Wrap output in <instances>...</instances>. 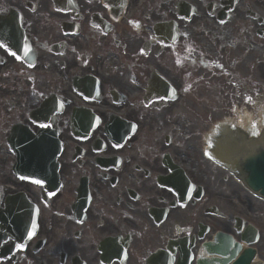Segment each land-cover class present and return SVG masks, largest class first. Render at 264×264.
Returning a JSON list of instances; mask_svg holds the SVG:
<instances>
[{"label":"flooded vegetation","instance_id":"obj_1","mask_svg":"<svg viewBox=\"0 0 264 264\" xmlns=\"http://www.w3.org/2000/svg\"><path fill=\"white\" fill-rule=\"evenodd\" d=\"M0 44V264H197L259 225L207 141L264 122V0H0Z\"/></svg>","mask_w":264,"mask_h":264},{"label":"water","instance_id":"obj_2","mask_svg":"<svg viewBox=\"0 0 264 264\" xmlns=\"http://www.w3.org/2000/svg\"><path fill=\"white\" fill-rule=\"evenodd\" d=\"M239 167L236 169L239 175H243L242 178L245 182V185L255 194L264 198V148L261 149H250L246 151L241 158ZM246 244H252L257 239V232L254 228L249 227L241 237ZM231 240H224L223 238H217V244L209 246L208 251L212 254H217L222 256V258H215L213 261H216L217 264H226L235 256L240 250L238 243L235 244L234 248L231 247ZM254 254L253 249L245 250L242 255L235 258L231 264H247L249 259ZM190 260V255L187 254L184 264H187ZM202 264H215L213 262H204Z\"/></svg>","mask_w":264,"mask_h":264},{"label":"rangeland","instance_id":"obj_3","mask_svg":"<svg viewBox=\"0 0 264 264\" xmlns=\"http://www.w3.org/2000/svg\"><path fill=\"white\" fill-rule=\"evenodd\" d=\"M209 99V98H208ZM193 100H195L197 103V105L204 107L206 110H208L209 112L212 111L211 108H208L207 106H205L204 104L207 102V99L203 98L200 94L196 95ZM200 109H202L200 107ZM186 110V109H185ZM187 111V110H186ZM182 124V122H181ZM189 125V124H188ZM192 131H197L198 127L195 126L194 124L189 125ZM197 127V128H196ZM203 166V165H202ZM205 168H207L210 171V168L208 166H205ZM204 169V167H203ZM202 169V171L204 172V170ZM208 172V171H206ZM211 172V171H210ZM217 175H221V172L219 171H215L214 172ZM224 185L223 182H220L219 185L215 188L218 192V195H224L226 196L225 198L227 200H231L229 197H233L232 200H240L243 201V199H245V202H247L248 204V208L250 211L251 216H253V218H255L256 220H259V225L261 228V237H259L257 243H256V247L258 248V252H259V257L264 260V203L256 200L254 198H252L251 196L247 195L242 189L241 187L236 184L235 182H230L227 185V188ZM210 189V188H209ZM210 193H212V191L208 190ZM216 195V192H215Z\"/></svg>","mask_w":264,"mask_h":264},{"label":"snow or ice","instance_id":"obj_4","mask_svg":"<svg viewBox=\"0 0 264 264\" xmlns=\"http://www.w3.org/2000/svg\"><path fill=\"white\" fill-rule=\"evenodd\" d=\"M0 47H5V46L2 45V44H0ZM10 54L12 56L16 57V59H20V57L17 55V53L15 51H12ZM24 55L27 56L28 55V52L25 51L24 52ZM41 127H47V125L42 124ZM21 179H24V177H21ZM32 182L35 183V184H40L41 183V181L39 179H35ZM34 227H35V225H33V228ZM28 235H29V237H31L33 235V233L32 232H29ZM17 247H19V246H17Z\"/></svg>","mask_w":264,"mask_h":264}]
</instances>
